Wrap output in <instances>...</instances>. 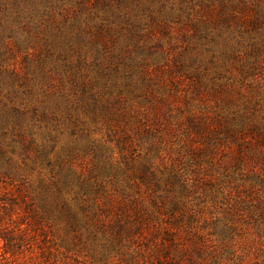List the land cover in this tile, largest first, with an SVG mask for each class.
<instances>
[{
  "label": "trees",
  "instance_id": "obj_1",
  "mask_svg": "<svg viewBox=\"0 0 264 264\" xmlns=\"http://www.w3.org/2000/svg\"><path fill=\"white\" fill-rule=\"evenodd\" d=\"M215 8V20L199 18ZM172 26L182 31L175 43H151L155 31L168 38ZM226 32L235 47L224 46L222 62L237 64L247 93L228 91L224 73L211 74L203 63L208 50L202 55L199 43ZM150 68L155 76L167 73L165 82ZM184 87L202 102L226 91L206 117L173 123L169 99L185 97ZM262 107L264 0H0V264H43L45 219L70 231L77 211L94 230L108 232L110 247L152 227L148 239L157 240L158 252L167 258L174 250L181 264H264ZM84 117L105 127L121 162L110 160L112 149L94 147ZM205 120L202 131L212 128L213 135L202 147H187L194 164L211 156L200 172L193 169L201 175L195 186L178 167L157 176L134 149L147 142L150 152L155 140L186 124L199 134ZM60 126L75 137L65 152L83 142L92 154L83 167L70 160L77 148L69 159L58 151ZM219 142L233 147L214 160L209 144ZM27 172L36 173L43 206H35ZM31 242L33 257L20 256Z\"/></svg>",
  "mask_w": 264,
  "mask_h": 264
},
{
  "label": "rangeland",
  "instance_id": "obj_2",
  "mask_svg": "<svg viewBox=\"0 0 264 264\" xmlns=\"http://www.w3.org/2000/svg\"><path fill=\"white\" fill-rule=\"evenodd\" d=\"M215 11L216 8L214 11L203 12L199 14V18L207 22L213 21L217 18ZM219 30L221 31V29ZM201 31L204 30L201 29ZM181 32V30L176 29V27L172 26L168 32V38H165L164 35L155 31L152 35L151 43L160 42V44H162L166 49V47H169V44L167 42L175 43L176 39L179 38ZM212 34H214V32ZM226 44L229 47H235V43L229 40V35L227 32L224 34V37H213L212 41L207 38L205 41H201L199 45L201 47L200 49L202 50V55L205 49L208 50V52L203 55V63L207 65L211 74H213L214 72L224 73V78L222 77L223 80H229V82L227 83L230 86V88H227L228 91L231 89V91L234 93L236 89H238V91L243 93L246 91V88L244 86H240L238 82L239 76L237 74V71L235 70L237 64H235L231 59H229V61L222 62L223 57L220 56V53L223 51L222 49ZM242 51H240V54ZM211 60L212 63H210ZM164 62L165 60L161 63L160 60H158L156 62V65H158L159 63L160 65H162L164 64ZM225 69L230 70V72L225 73ZM93 70L94 69L92 67H88L85 71L90 72L91 74L89 77H92ZM154 70V68H150V76L156 82H165L164 75L167 73L155 76ZM202 76H204L207 81L210 78L205 74H203ZM185 90L186 88L184 87L179 91L181 95H184L186 93L185 97L178 96L179 98L177 97L176 99H172L173 97H170L169 99V103H171V108L173 109V123L179 122V120L182 121V118L185 115L188 116L194 114L195 117H197V120L200 119L199 116L206 117V114L212 112L215 104L223 99V97L225 96L224 93L226 91H218L215 93V96L210 97L206 101L202 102L199 101L198 98L192 97V95L190 94V90H187V92ZM158 97L159 95L157 94L156 97L152 100L154 111H156V108L158 107ZM136 103L137 102H135L134 104ZM262 110H264V107L260 108V111ZM78 114L82 117L80 111H78ZM84 120L90 123L89 126H91V133L88 137L94 142V147L96 146L99 149L103 146H106L112 149L110 160L113 163H116L119 160L121 162L120 153L116 148L115 143H106L105 141V127H101L100 125L94 126L93 122H90L86 117H84ZM205 124L206 120L205 122L200 123L199 127L203 125L206 126ZM186 126L182 125L176 130L174 134H167L164 135L162 139L155 140L157 148H152L150 152H148L147 150V142H145V144H137V148L135 146L134 149H136L137 153H139L141 156H147V159L151 164V168L157 176L166 177L167 174L164 173V171L171 168L175 170V167H178V172L188 180L189 186H195L197 183L193 182V179L195 177H201L200 174H198L197 176H195V174L201 171V168L205 166V159H209L211 156L207 155L206 158L202 157L198 165L197 163L194 164V160L191 158L192 155H190L189 149L187 147H202L204 145L203 141L205 140L204 136L213 135V133L211 132L212 128L209 129L208 132L207 130L206 132H203L201 127V129L199 130V134H195V130L189 129L190 126L188 124H186ZM55 132L59 133L56 139V147L58 151H62L63 153L65 152L64 149L67 145L73 146L74 143L72 142V140H74L75 137L71 136L69 126H60L59 129H57V131ZM35 138L36 142L38 143L42 141L41 131H38L36 133ZM82 144L83 142H77V145L69 150L70 153L75 148H77L78 150V154L70 157V160L74 162L77 169L83 167L86 163H88L92 155L89 154V152L86 153V151L83 150ZM209 147H215L212 157L215 155L213 159L216 160L221 158L220 156H223L222 158H224L225 155H223V153H226V155L228 156L229 151L231 150L233 145L230 144V146H228V143L219 142L217 145L209 144ZM70 153L65 152L64 157H68L69 159L68 155ZM193 169L196 170V173L192 172ZM25 178L27 185H29L28 189L30 195L32 197H35V206H43V202L37 188L38 183L36 182V173L27 172L25 174ZM175 187L177 188V186ZM197 191L200 193L199 190ZM82 216L83 214L80 211H77L78 219L75 224L76 228L70 231H68L64 224L59 222V220H57L56 218L45 219L47 223H44V230L46 231L47 238L43 239V246L45 247V249H47V253L45 255L43 264H181V255L178 258V253L174 250L169 253V256L167 258H163L162 254L158 252L156 245L157 240L155 242H151L148 239V233L152 227L144 229L141 235H137L135 237V241H127L125 239H122L118 245H111L110 247L109 242H111V236L108 234V232H105L103 234L102 232H97L92 226H89V223H87V219L85 217L82 218ZM105 218L109 220L113 218V214L110 212L105 216ZM178 245L179 247H182L179 240ZM1 246L2 242H0V247ZM34 246L35 243L31 242L29 246L25 247L23 249V252L19 255L26 256L28 259H31L36 252ZM1 258L2 256L0 257V260ZM13 258H15V255Z\"/></svg>",
  "mask_w": 264,
  "mask_h": 264
}]
</instances>
